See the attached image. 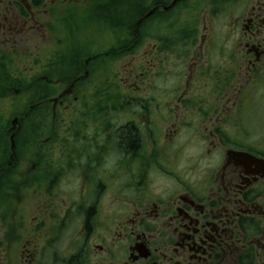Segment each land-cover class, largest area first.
I'll use <instances>...</instances> for the list:
<instances>
[{
    "label": "flooded vegetation",
    "instance_id": "1",
    "mask_svg": "<svg viewBox=\"0 0 264 264\" xmlns=\"http://www.w3.org/2000/svg\"><path fill=\"white\" fill-rule=\"evenodd\" d=\"M131 2L0 0V94L32 53L7 73L18 94L33 70L41 103L26 144L30 104L0 110V264H264V0ZM27 147L34 208L13 221Z\"/></svg>",
    "mask_w": 264,
    "mask_h": 264
},
{
    "label": "rangeland",
    "instance_id": "2",
    "mask_svg": "<svg viewBox=\"0 0 264 264\" xmlns=\"http://www.w3.org/2000/svg\"><path fill=\"white\" fill-rule=\"evenodd\" d=\"M161 30V29H159ZM88 35L91 36V42H104L107 44L108 41V35L103 34V33H98L100 34L99 36H96L94 34H92L91 31L86 30ZM77 38V36H76ZM77 43H89L85 38H80V35H78V41H75ZM144 52V50H140V54H142ZM34 54H29L26 57H24V59L20 62L14 61V63L12 65H6L5 68V74H7V72L12 71V69L17 68H25V66L23 64H31L32 68L33 65L36 63V61L34 60ZM104 59V58H103ZM117 59V57L112 58H105L103 60V66L101 67V69L99 70H95V74L96 76H98V73H103V78L105 79V84H107V86H109V88L112 89V93H114V89L117 87L118 85V81L116 80L115 77V68L114 67H109L107 64L109 61L115 60ZM25 73V78L26 80L21 84V91L20 93L16 94L13 90H11L8 87V82H5V97H3V94H0V110H5V125L8 123L10 117H12L14 112H20L21 110H24V107H27L30 104V99L31 96L35 93L36 91L34 90V86H33V82L31 81L32 77L29 78L27 77L28 75L33 73V70H29V71H24ZM28 74V75H27ZM119 75L123 76L122 71L119 69ZM34 78V77H33ZM97 79V77H96ZM97 87L94 86L93 84L91 86H89V91H93L95 90ZM16 89V88H14ZM50 120V119H49ZM48 120V121H49ZM49 126V124H48ZM47 130H45V137L48 136V133H46ZM33 148H26L23 152V156H22V163L21 166L19 168H17V170L13 171L12 174L14 175L13 178L10 179V187L8 188V196L10 199V205L8 206L9 211L7 210V206H5V213H9L12 212V220L13 221H18V209H23V211L25 210V208L27 207V214H29L28 212L31 211L34 208V200H35V179L32 178H27L26 177V171L28 169V167H31V162L34 158H32V154L34 155V151H32ZM29 167V168H30ZM31 173L30 176L34 175V173ZM11 174V175H12ZM28 181V182H27ZM0 206H2V203L0 202Z\"/></svg>",
    "mask_w": 264,
    "mask_h": 264
},
{
    "label": "trees",
    "instance_id": "3",
    "mask_svg": "<svg viewBox=\"0 0 264 264\" xmlns=\"http://www.w3.org/2000/svg\"><path fill=\"white\" fill-rule=\"evenodd\" d=\"M136 1H138L139 4H142V3L145 2V0H136ZM120 5L121 6L118 9H120V10L127 9V11L131 12V6H132L131 0H122V4H120ZM129 12H127V14H130ZM8 75H9L8 73L5 74V82L7 81L9 83L8 87L10 88L11 86H13V84L9 80V76ZM35 96L36 95H34V94L31 96L30 103L34 102ZM29 117H32V116H27L26 118H29ZM25 136H27V138L30 137L32 139V141H30V142H34L35 137L37 136V134L35 133V125L34 124L25 125V133L23 134V137H25ZM133 142H134L133 139L128 138V139H125L124 143L127 144V145H130V144H133ZM6 143L7 142L5 141V149H7V144ZM0 148H2V144H0ZM5 153H6V150H5ZM10 174H11V172H10Z\"/></svg>",
    "mask_w": 264,
    "mask_h": 264
},
{
    "label": "bare ground",
    "instance_id": "4",
    "mask_svg": "<svg viewBox=\"0 0 264 264\" xmlns=\"http://www.w3.org/2000/svg\"><path fill=\"white\" fill-rule=\"evenodd\" d=\"M24 120H25V122L23 123V125H27V124H34L35 125L34 117L25 118ZM45 120L48 121V119H46V118H45ZM5 141L7 142L6 144H7V147H8V140H5ZM30 141H32V139L30 137L27 138V136H25V137L22 136V137H20V140H19V142L21 144H26V142L27 143H31ZM13 144H14V140H13ZM11 145H12V142L10 140V148H11V150H13L12 153H16L17 154L18 149H14V145H13V148H12ZM4 151H5V148H0V170L3 169L4 163H6V154H5ZM1 190H2V183H0V192H1Z\"/></svg>",
    "mask_w": 264,
    "mask_h": 264
},
{
    "label": "water",
    "instance_id": "5",
    "mask_svg": "<svg viewBox=\"0 0 264 264\" xmlns=\"http://www.w3.org/2000/svg\"><path fill=\"white\" fill-rule=\"evenodd\" d=\"M35 106H37V104L30 106L29 109H28V111L26 112V114H27L32 108H34ZM26 114H25V115H26ZM11 142H12L11 147L13 148V145H14V144H13V137H12V136H11Z\"/></svg>",
    "mask_w": 264,
    "mask_h": 264
}]
</instances>
